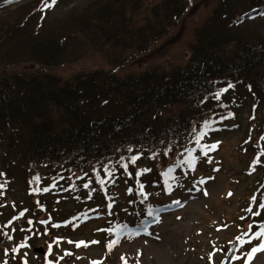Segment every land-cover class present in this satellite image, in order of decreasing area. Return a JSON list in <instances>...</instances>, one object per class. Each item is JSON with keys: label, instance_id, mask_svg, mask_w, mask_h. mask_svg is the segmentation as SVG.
<instances>
[{"label": "trees", "instance_id": "1", "mask_svg": "<svg viewBox=\"0 0 264 264\" xmlns=\"http://www.w3.org/2000/svg\"><path fill=\"white\" fill-rule=\"evenodd\" d=\"M24 1L0 0V12ZM192 1L88 0L87 6L73 8L56 28L47 30L35 17L41 9L36 13L30 4L15 19L0 17V141L7 143L10 164L26 175L41 168L50 182L61 179L72 188L75 184L79 208L86 209L88 198L103 194L93 181L87 192L93 196L86 197L89 187L83 185L89 178L97 181L96 169L105 163L138 155L141 163L152 166L150 176L156 179L163 166L154 164L155 157L171 159L177 153L168 164L177 166L191 145L200 149L190 136L193 126L199 130L205 119L215 124L231 108L224 96L217 100L213 93L231 84L232 93L243 90L256 96L260 89L264 94V33L248 26L264 21V0H217L215 9L194 29L185 64L121 73L179 26ZM75 40L84 42V54L89 52L88 40L95 43L91 47L110 69L78 73L66 81L47 73L45 68L69 65L70 54H80L70 52ZM108 47L122 55L114 61ZM23 64L43 67L45 72L29 79L15 72ZM206 140L204 136L201 144ZM166 146L172 149L167 156ZM153 153L155 157L149 158ZM260 155L256 152V157ZM65 185L58 183L57 189ZM46 212L58 222L60 211ZM133 213L114 210L96 215L113 225Z\"/></svg>", "mask_w": 264, "mask_h": 264}, {"label": "rangeland", "instance_id": "2", "mask_svg": "<svg viewBox=\"0 0 264 264\" xmlns=\"http://www.w3.org/2000/svg\"><path fill=\"white\" fill-rule=\"evenodd\" d=\"M50 2L46 0H26L7 11L1 12L0 17L5 18L4 20L6 21L15 19L21 13L20 11H24L30 4L36 13L38 8L41 9L35 17L38 23L40 18L43 21L39 23L42 30L43 28L45 30L48 28L54 29L73 8L82 9L89 3L88 0H60L59 3L56 1L55 5L50 4ZM153 4H155L154 1H152ZM216 5L217 0H193L185 11L184 16L180 19L179 26L169 35L162 37L159 42L155 43L146 56L138 59L130 66H124L121 73H127L132 70H145L147 68H164L168 70L169 68L185 64L189 59V44L192 40L194 29L206 20ZM248 26H251L253 31L264 33V21ZM88 44H90L88 47L89 52L84 54L85 52H82L84 42L75 40L70 52L74 50L80 54H75V56L70 54L69 65L45 68L46 72L66 81L65 79L71 80L78 73L99 69L109 70L107 63L104 62L105 59L103 60V58L97 56V52L91 47L95 43H91L88 40ZM108 51L114 61L122 55V51H116L112 48ZM115 53H118L117 57L114 56ZM124 57L126 56L124 55ZM123 59V57L119 58L120 61H123ZM27 65H21L15 72L26 74L29 79L33 78L32 75H38L39 77L45 72L43 67ZM225 89L227 91L223 92L221 96H224L232 108L227 109L228 115H226V112L223 114V116L226 115L222 117L224 120L212 125V130L208 131L211 134L205 141L206 144L218 142L217 148L210 151L213 153V157L209 155L206 158H199L193 173L188 174L187 177L182 176L176 183V188H174L171 181L168 182L166 190L161 194L166 195V198L161 197L160 201L166 203H169V201H180V205L174 211L164 213L158 222L149 227L148 231L137 230L138 235L123 238L112 249H109L107 244L114 240L115 231L121 228L125 230L128 225L133 226V221L128 219L129 224L126 225L120 222L112 231H107L108 238L105 234L98 231L105 226L102 220H92L84 230L71 228V231L69 230L58 236L69 237L73 240L87 238L93 241L94 239V241L99 243L84 247L77 253L82 255L79 258H72L71 262L66 261L60 264H95V262H101V264H125V261L127 264H222L233 245H236V251L232 264H245V252L250 251L251 247L256 246L258 243L255 241L250 245L246 243L243 246L238 237L243 236L244 239H248L252 235L256 225H248L246 219H244L245 212H247L248 208L253 209L250 213L258 212V206L261 203V198L256 201V199L253 200L250 197L257 189L256 184L259 181V177L264 174V169L262 168L264 167V139L259 135L264 132V94L260 89L256 90V96L248 92L251 93L250 96L243 90L232 93L231 88ZM253 104L255 105V114L254 117H251L254 112L252 109ZM217 127H221V129L219 130ZM250 135H253L254 138L250 143H247ZM6 146L7 143L5 141H0L1 183L7 180L4 177L8 176L10 178L12 176L8 170L9 161L7 156L9 154L5 149ZM256 152L261 154L258 156L261 158V163L259 164L262 165V167H258L260 172L250 170V163L256 160H254ZM176 155L177 153H172L171 159H167V157L160 159L157 156L154 159V164L165 167L175 159ZM104 165H108L109 171L114 173L116 165L113 162L105 163ZM104 165L98 170L103 177L100 180L105 182V178L108 175L105 174ZM141 168L142 166L138 169L137 174L141 171ZM216 169L219 170L216 171ZM15 172L16 169H14ZM36 172H42V169L34 170V173ZM37 175L42 178L45 177L42 173L31 174L30 176ZM115 181L119 182L117 178ZM199 181H206V183H199ZM9 187V198L0 195V225L7 230L12 229L15 225L16 231L20 232L23 226L19 223L12 222L8 227L3 224L13 218H11V213H7L11 209L9 199L16 206L21 207L22 205V208L26 209V211L32 212L36 210L28 197L27 186L25 187L23 178H14L12 183H9ZM150 188L153 189V187ZM205 190L208 193L207 196L203 194ZM229 193H232V195L230 196ZM121 194L122 196L124 195L123 192ZM132 200L134 201L133 198ZM56 202L58 211H62L60 213L61 216H57L59 220L69 216V212L75 210V206L69 197L63 198L61 202ZM7 205L8 207H6ZM127 207L129 209L133 208L131 205ZM108 210L111 211L109 208ZM260 212L263 213L264 211ZM42 219L36 218V224L41 225ZM18 224L19 227H16ZM250 225L253 228L251 232L249 231ZM244 233H248V236H244ZM45 241L46 238L35 236L34 247L44 245ZM63 247L64 249L67 248L66 246ZM223 249H226L227 252L222 253ZM23 252H21V255H24ZM57 252L61 254L62 250ZM2 253V244L0 242V261L3 260V257L1 258ZM34 255L33 252L29 253V259L32 264H42L40 259ZM236 256L243 258L236 260ZM9 260L11 261V259ZM4 261H6V258H4ZM250 264H264V251L256 253Z\"/></svg>", "mask_w": 264, "mask_h": 264}, {"label": "snow or ice", "instance_id": "3", "mask_svg": "<svg viewBox=\"0 0 264 264\" xmlns=\"http://www.w3.org/2000/svg\"><path fill=\"white\" fill-rule=\"evenodd\" d=\"M56 3V0H51V4L52 5H55ZM47 6H51V5H47ZM229 88L233 87L231 84L228 85ZM227 91V89H220L218 90L217 92L213 93V98L219 100L221 94L223 92ZM227 118V117H226ZM214 121L211 120V119H205L203 121V124H202V127L197 130V128L195 126H193V128L191 129V132H190V136L192 138V141L195 143V145L199 146L200 148V153L204 156H207L208 155V152L211 151V150H215L218 146V142L217 143H212V144H201V140L204 138V136L207 135V132L209 130H212V125H213ZM172 149L170 147H167L165 148L163 154L165 156H167L169 154V152L171 151ZM129 152H132L133 149L130 147L128 149ZM187 152H188V159L186 160H183V161H177V167H179V165L181 163L183 164H187L190 168H192L193 170L195 169V165H196V157L192 155V150L191 149H187ZM156 155V153H153V155L149 158H154ZM180 155H183V153H181ZM140 157L138 155H132L130 157H128V159L130 160V162L132 164H135L136 161L139 159ZM255 163L256 164H259L261 163V158L260 157H257L256 160H255ZM117 164H119V166L121 168H123L125 171H127V168H128V164L127 163H124V158H121L120 160L117 161ZM175 169L174 168H169L167 170V172L164 173L165 176H169ZM219 169H216V171H218ZM104 171H105V174L108 175V176H111L113 173L111 171H109V166L108 165H104ZM146 171H149V170H146ZM35 180H39V177H35L34 178ZM173 180L176 179V177H172ZM98 182L103 185L104 181L103 180H99L98 178ZM199 183H206V181H199ZM88 184L85 183L83 185L84 188H88ZM75 187V184H73V188ZM140 192H139V195L143 198L140 202L143 203L145 200L148 199V194L144 192V185L143 184H140ZM44 192H47L48 189L45 188L43 189ZM128 192L131 193V189H128ZM169 194H170V190H169ZM205 196H207V191L205 190L204 193H203ZM229 195L231 196L232 193H229ZM256 198L253 197V200H255ZM174 203L179 206L180 205V201H174ZM112 207L111 204L108 205V208L110 209ZM259 207L260 209H264V203H259ZM247 211L249 212H252L253 210L251 208H248ZM148 214L150 216L153 217V219H156L157 221H159V217L157 214H155V210L152 209V208H149L148 210ZM260 213H256V215H259ZM179 219V217H177ZM29 224L32 223L31 220L28 221ZM53 227H57L58 225H52ZM249 228H251V225L249 226ZM123 229H119L117 230L116 232V236H117V239L115 240H112L110 243L107 244V247L109 249H112L114 245L118 244L120 242L119 240V236H120V231H122ZM7 236V234H5ZM244 236H248V233H244ZM7 239L8 240H11L12 237L11 236H7ZM238 239L241 241V244H252L253 241H257L258 243L256 244V246H253L251 247V250L248 251V252H245L244 256L246 257V260H245V264H250V261L252 260L253 256L258 253V252H261V251H264V224H261L259 226V231H256L254 233H252V235L247 239V240H244L243 236L242 237H238ZM68 243H73V241L69 240L67 241ZM56 243L59 244L60 243V239L57 238L56 240ZM92 244H97L99 243L98 241H92L91 242ZM81 245L87 247L88 245L84 242V241H79L78 243L75 244V247L79 248L81 247ZM21 247H24L23 245H21ZM51 249H52V245L50 244L49 245V255H51ZM13 252L17 251L16 248H13L12 249ZM231 251V250H229ZM7 254V252H6ZM72 253L71 252H68V251H65L64 252V255L65 256H68V255H71ZM79 258V257H78ZM243 257L241 256H236L235 259L236 260H240L242 259ZM58 259H63V257H58ZM123 259V257H122ZM5 264H7V262H5ZM22 264H27V260L24 259L22 261ZM44 264H52V261L49 260L47 257L45 258V262ZM95 264H101V262H95ZM125 264H127V262L125 261Z\"/></svg>", "mask_w": 264, "mask_h": 264}]
</instances>
